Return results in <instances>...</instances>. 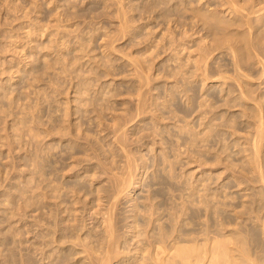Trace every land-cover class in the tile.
Masks as SVG:
<instances>
[{
	"label": "rangeland",
	"instance_id": "rangeland-1",
	"mask_svg": "<svg viewBox=\"0 0 264 264\" xmlns=\"http://www.w3.org/2000/svg\"><path fill=\"white\" fill-rule=\"evenodd\" d=\"M230 1L0 0V264H101L107 213L104 264H264V0Z\"/></svg>",
	"mask_w": 264,
	"mask_h": 264
},
{
	"label": "bare ground",
	"instance_id": "bare-ground-1",
	"mask_svg": "<svg viewBox=\"0 0 264 264\" xmlns=\"http://www.w3.org/2000/svg\"><path fill=\"white\" fill-rule=\"evenodd\" d=\"M230 2L233 4V6L236 5L233 0H231ZM260 9H262V7ZM242 59L243 56L240 53L235 55V60L238 64ZM203 70H205V65L203 67ZM254 147H256L255 142ZM131 179L133 178L129 177L127 181L122 180L117 183L109 196V200L112 201V204L118 201V198L121 196L122 192L131 184ZM102 222L106 223L105 235L107 240L106 249L103 256L101 257V264H104L106 261L108 262L110 260V257L107 256V253L108 248L111 247V243L113 244L114 242L112 237L116 232V228L112 223L111 213H107ZM262 230L264 233V220L262 221ZM222 256L224 257L223 261L220 260L217 242H212L206 250H196L195 253H192L184 248L177 251H171L160 245H154L152 250H147L146 255L142 253V258L149 260L148 264H203L205 259L206 264H230V261L227 258L226 250L222 253ZM249 263L255 264L254 261Z\"/></svg>",
	"mask_w": 264,
	"mask_h": 264
}]
</instances>
